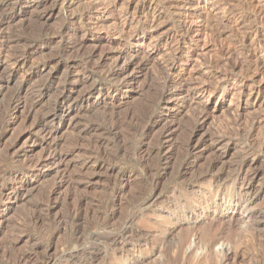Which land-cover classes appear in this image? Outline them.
I'll use <instances>...</instances> for the list:
<instances>
[{
	"label": "rangeland",
	"instance_id": "1",
	"mask_svg": "<svg viewBox=\"0 0 264 264\" xmlns=\"http://www.w3.org/2000/svg\"><path fill=\"white\" fill-rule=\"evenodd\" d=\"M184 1L0 0V264H264V0L207 1L196 99Z\"/></svg>",
	"mask_w": 264,
	"mask_h": 264
},
{
	"label": "bare ground",
	"instance_id": "2",
	"mask_svg": "<svg viewBox=\"0 0 264 264\" xmlns=\"http://www.w3.org/2000/svg\"><path fill=\"white\" fill-rule=\"evenodd\" d=\"M207 1L208 0H185V4L183 5V7L185 6V9L180 11V14L183 15L182 17V25L184 27V32H181V35H177V36H173V38H170L168 43L170 44V48L168 47V45H166V47L169 48V50H171L170 53L173 52L174 54V57H176V59H173V62L172 64L170 65V70H177V67L179 66L180 69H179V73L178 75L176 76L175 74L176 73H173L171 71V73L174 74V83H177V84H180L181 88L178 90V95H184L186 93V95H189V96H192L193 99H196L195 97L199 96V95H208L207 98H209L210 96L213 95L214 91L212 90H215V88H211L210 85H208L206 82V80L208 79H205V80H202L204 78H202L201 80V83L199 81V83H197V80L196 78L194 79L193 77H195L197 74H195L193 76V73H194V63L197 62L199 63L200 62V59L201 58H204L205 56V60H208L206 59L209 55H208V51L206 52L207 50V45H208V36L212 35V34H209L208 33V30L210 29L208 26H207V23H205L204 21V12H202L204 9H206V6H207ZM178 4V3H177ZM182 4V3H180ZM179 4V5H180ZM178 5V6H179ZM187 5V6H186ZM151 6V5H150ZM145 7V6H144ZM179 8V7H178ZM107 9V8H106ZM110 9V8H109ZM183 9V8H182ZM145 10V9H144ZM149 10V9H148ZM110 11V10H109ZM109 11H105L106 13H109ZM206 11V10H204ZM145 13V12H144ZM206 13V12H205ZM258 14V13H257ZM109 15V14H108ZM206 19V18H205ZM152 21V20H151ZM154 21V20H153ZM153 21L151 22V24L153 23ZM207 21V20H206ZM129 22V21H128ZM133 22V21H132ZM125 23V22H124ZM130 23V22H129ZM262 23V22H261ZM154 25V24H153ZM209 25V24H208ZM181 26V25H180ZM123 27V25H122ZM120 28V29H123V28ZM129 27V26H128ZM150 25L146 26L144 25V27H142V29L138 30L136 33L133 32L132 36H130V39L127 38L129 40V43L131 45H134L135 47H137V51L136 52H129V53H126V54H119L117 55L118 56V59L120 60H124L126 58H129L128 55H132L134 56V54L136 53H140V51L142 52V47L144 48V46H147V48H152L153 47V50H156L157 47H159L158 45V39L157 37L155 36L156 34H154V32L150 29ZM182 27V26H181ZM116 28V27H115ZM114 28V29H115ZM209 28V29H208ZM125 29V28H124ZM258 29V28H257ZM113 30V29H111ZM118 30H119V27H118ZM136 30V28H135ZM156 30V29H155ZM256 30V29H254ZM115 32H112V34H114L116 36L117 32L120 33V31H117V29L114 30ZM110 32V31H109ZM193 32H196V35L193 36ZM264 34V30L263 31H257L256 30V34ZM73 35L75 33H72ZM177 34V33H175ZM174 34V35H175ZM180 34V33H179ZM66 35V34H65ZM118 35V34H117ZM142 35H145L147 36V39L144 41V42H141V37ZM172 35V34H171ZM109 36V35H108ZM209 36V38H210ZM72 37V36H71ZM121 37V36H120ZM129 37V36H128ZM159 37V36H158ZM125 38V37H123ZM161 38V36H160ZM167 38V37H166ZM43 39V38H42ZM126 39V38H125ZM165 40V39H164ZM167 40V39H166ZM212 40V39H210ZM114 44H117L119 46L120 43H122V39H118V38H113L111 40ZM162 42V41H161ZM124 43V42H123ZM166 43V42H165ZM161 46V45H160ZM164 47V46H163ZM165 48V47H164ZM163 48V49H164ZM211 48V47H210ZM226 48V47H225ZM187 49V50H186ZM189 49V50H188ZM168 50V52H169ZM228 50V49H227ZM166 51V49H165ZM188 51V53H186ZM223 51V50H222ZM226 51V49H225ZM230 51V49H229ZM64 52V51H63ZM228 52V51H227ZM147 53V52H146ZM149 53V52H148ZM164 53V51H163ZM169 53V54H170ZM204 53H207L206 55ZM226 53V52H225ZM176 54V56H175ZM231 54V53H230ZM250 54V52H249ZM116 55V54H115ZM137 55V54H136ZM147 55V54H146ZM162 55V54H161ZM167 55V53H166ZM208 55V56H207ZM211 55V54H210ZM226 56V54H224ZM223 55V56H224ZM228 55V53H227ZM58 56V55H57ZM229 56V55H228ZM233 56V55H232ZM231 56V57H232ZM251 56H256V61H254V64L256 66L257 69H259L263 64H264V43H262V46L259 47V48H255L252 52H251ZM116 57V56H115ZM136 57V56H135ZM139 57V56H138ZM169 57V56H168ZM173 57V56H172ZM215 57V56H214ZM117 58V57H116ZM132 58V57H131ZM164 58V57H163ZM225 58V57H223ZM233 58V57H232ZM252 58V57H251ZM130 59V58H129ZM127 59V60H129ZM143 59H144V56H143ZM165 59V58H164ZM210 59V57H209ZM229 59V57H228ZM172 60V58H171ZM175 60V61H174ZM202 60V59H201ZM204 61H201V62H205ZM212 60V59H211ZM223 60V59H222ZM231 60V59H229ZM228 60V61H229ZM168 61V60H167ZM216 61V59H215ZM220 61V60H219ZM224 61V60H223ZM227 61V62H228ZM234 63V59L232 60ZM238 61V59H237ZM253 61V60H252ZM117 62V61H116ZM122 62V61H121ZM127 62V61H126ZM166 62V61H165ZM213 62H214V59H213ZM212 62V63H213ZM217 62V61H216ZM226 62V60H225ZM207 63H209L208 61L206 62V65H208ZM218 63V62H217ZM223 63V62H222ZM229 63V62H228ZM231 63V62H230ZM236 63V61H235ZM167 64V63H165ZM164 64V66H165ZM195 64V66H196ZM201 65H203L202 63H200ZM227 64V63H226ZM238 64V62H237ZM213 65V64H212ZM219 65V64H217ZM230 65V64H229ZM236 65V64H234ZM239 65V64H238ZM169 67V65H167ZM166 66V68H167ZM210 66V65H209ZM228 65H226L227 67ZM233 66V65H231ZM237 66V65H236ZM264 66V65H263ZM213 68V66H211ZM219 67V66H218ZM239 67V66H238ZM165 68V69H166ZM197 68V67H196ZM195 68V69H196ZM209 68V67H208ZM207 68V69H208ZM216 68V64H215V67H214V70ZM221 68V67H220ZM219 68V70H220ZM229 68V67H228ZM228 68H226L225 70H227ZM232 68V67H231ZM233 68H235L233 66ZM251 68V67H250ZM200 69V68H198ZM211 69V68H209ZM217 69V68H216ZM223 69V68H222ZM221 69V70H222ZM237 69V68H236ZM255 69V68H254ZM261 69V68H260ZM197 70V69H196ZM218 70V69H217ZM225 70H223L225 72ZM232 70V69H231ZM262 70V69H261ZM209 71V70H208ZM212 71V69L210 70ZM222 71V72H223ZM229 71V69H228ZM227 71V72H228ZM169 72V71H168ZM198 72V71H197ZM200 72V71H199ZM220 72V71H219ZM226 72V74H228ZM230 72V71H229ZM256 72H259V71H256ZM261 72V71H260ZM204 73V72H203ZM170 74V73H169ZM205 74V73H204ZM203 74V75H204ZM213 74V72H212ZM225 74V75H226ZM110 75V74H109ZM199 75V74H198ZM202 75V73L200 74ZM218 76V74H216ZM205 76V75H204ZM203 76V77H204ZM208 76V75H207ZM213 76V75H212ZM215 76V77H217ZM223 76V75H222ZM112 77V76H111ZM197 77V76H196ZM209 78V77H208ZM213 78V77H212ZM223 78V77H222ZM167 79V78H166ZM199 79V78H197ZM211 79V77L209 78V80ZM220 78H218L219 80ZM226 79V78H225ZM217 80V79H216ZM233 80V79H232ZM241 80V79H240ZM206 81V82H205ZM211 81V80H210ZM262 81V80H261ZM215 82V81H214ZM214 82H212L214 84ZM217 82V81H216ZM230 82V81H229ZM235 82V81H234ZM197 83V84H196ZM224 83V82H223ZM233 83V82H232ZM238 83V82H237ZM236 83V85H237ZM241 83H244L243 81H241ZM247 83V82H246ZM245 83V84H246ZM221 84V82H220ZM225 84V83H224ZM175 85V84H174ZM216 85V84H215ZM226 85V84H225ZM235 85V84H234ZM240 85V84H239ZM245 86V85H244ZM214 87V86H213ZM217 87V86H215ZM246 87V86H245ZM252 88V87H251ZM250 88V89H251ZM241 89V88H240ZM232 90V89H231ZM242 90V89H241ZM245 90V89H244ZM233 91V90H232ZM251 92L249 94V96L247 97H250L252 98V100L254 101V103H258L264 99V81H262L260 83V85L258 87H253L251 90ZM236 92V91H235ZM238 92V91H237ZM242 92V91H241ZM241 92H238V93H241ZM217 93V92H216ZM236 95V93H235ZM241 95V94H240ZM170 96V95H169ZM173 96V95H172ZM237 96V95H236ZM235 96V97H236ZM239 96V95H238ZM244 96V95H243ZM184 97V96H183ZM234 97V95H233ZM191 98V97H190ZM238 98V97H237ZM240 98V97H239ZM249 99V98H248ZM238 100V99H237ZM251 100V99H250ZM251 100V101H252ZM245 101V100H244ZM263 101V100H262ZM261 101V102H262ZM193 102V101H192ZM249 103V102H248ZM257 104V105H258ZM74 106L73 103L71 102H68L66 104H61V108H64V109H70ZM243 106V105H242ZM258 107V106H257ZM195 108V107H194ZM200 108V105L199 107ZM205 108V106L203 107ZM205 110V109H204ZM57 113V112H56ZM201 113V112H200ZM262 117V116H261ZM260 117V119H261ZM264 118V117H262ZM44 121V120H43ZM264 121V119H263ZM259 122V121H258Z\"/></svg>",
	"mask_w": 264,
	"mask_h": 264
}]
</instances>
